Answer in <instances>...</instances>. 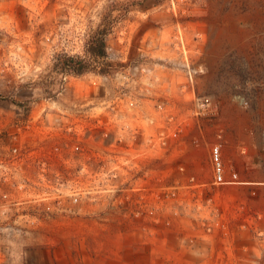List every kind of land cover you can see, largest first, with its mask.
I'll return each instance as SVG.
<instances>
[{"label":"rangeland","instance_id":"374dc122","mask_svg":"<svg viewBox=\"0 0 264 264\" xmlns=\"http://www.w3.org/2000/svg\"><path fill=\"white\" fill-rule=\"evenodd\" d=\"M0 95V264H264V0H0Z\"/></svg>","mask_w":264,"mask_h":264},{"label":"trees","instance_id":"16d2710c","mask_svg":"<svg viewBox=\"0 0 264 264\" xmlns=\"http://www.w3.org/2000/svg\"><path fill=\"white\" fill-rule=\"evenodd\" d=\"M111 26L108 28L100 27L84 40V55L89 57L85 59L80 56H68L62 54L58 56L57 63L65 75L80 76L85 73H104V67H99L100 60L107 57L105 40L111 33ZM4 96L0 95V98Z\"/></svg>","mask_w":264,"mask_h":264},{"label":"crops","instance_id":"0c3cea01","mask_svg":"<svg viewBox=\"0 0 264 264\" xmlns=\"http://www.w3.org/2000/svg\"><path fill=\"white\" fill-rule=\"evenodd\" d=\"M235 146V145H234ZM249 152L245 156H241L240 153L232 152V159L242 162L243 168H248L249 178H240L238 182L241 185H264V180H259L257 177H264V172L251 171L253 168H264V154L260 153L258 156L257 148L254 144L249 145ZM224 157V155H223ZM225 158V157H224Z\"/></svg>","mask_w":264,"mask_h":264},{"label":"built area","instance_id":"2783aa9c","mask_svg":"<svg viewBox=\"0 0 264 264\" xmlns=\"http://www.w3.org/2000/svg\"><path fill=\"white\" fill-rule=\"evenodd\" d=\"M211 163L215 183L226 184L234 182L233 176L230 180L225 179V171L221 160V146L219 144L214 145L211 149Z\"/></svg>","mask_w":264,"mask_h":264}]
</instances>
